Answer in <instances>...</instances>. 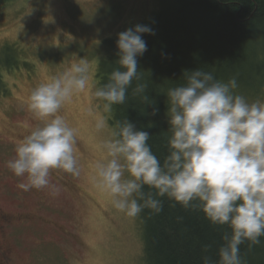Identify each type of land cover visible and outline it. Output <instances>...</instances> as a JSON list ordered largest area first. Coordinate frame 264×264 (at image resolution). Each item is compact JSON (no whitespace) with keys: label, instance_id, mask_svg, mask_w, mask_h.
<instances>
[{"label":"clouds","instance_id":"clouds-1","mask_svg":"<svg viewBox=\"0 0 264 264\" xmlns=\"http://www.w3.org/2000/svg\"><path fill=\"white\" fill-rule=\"evenodd\" d=\"M143 34L155 32L137 24L117 34L118 67L103 84L91 81V65L80 58L34 87L26 107L36 124L16 144L6 167L22 178L17 187L24 192L58 194L54 170L79 178L77 129L61 112L87 90L96 102L89 114L101 113L93 131L103 153L91 166L90 181L112 208L129 218L145 209L157 215L166 197L172 207L201 211L210 224L230 229L222 233L215 264H246L240 246L252 248L264 237V101L235 94V77L223 82L210 71H185V83L166 93L168 154L161 161L148 143V131L137 130L126 118L108 123L114 106L127 103L130 90L141 103L154 104L138 70V57L147 51ZM158 111L153 108L151 115ZM202 260L213 264L208 256Z\"/></svg>","mask_w":264,"mask_h":264},{"label":"rangeland","instance_id":"rangeland-1","mask_svg":"<svg viewBox=\"0 0 264 264\" xmlns=\"http://www.w3.org/2000/svg\"><path fill=\"white\" fill-rule=\"evenodd\" d=\"M171 3L10 0L0 5V68L16 63L17 56L23 60L18 69L1 70L0 264H148L138 217L117 212L90 181L91 166L103 153L100 136L93 131L94 119L101 113L89 114L96 103L89 91L61 112L77 129L79 178L54 170L51 179L58 194L48 189L24 192L17 187L22 178L6 162L36 124L26 107L34 87L80 58L91 65V81L103 84L102 77L95 76L97 60L107 52L111 37L117 39L118 33L137 24L152 25ZM243 96L249 102L264 101L263 90Z\"/></svg>","mask_w":264,"mask_h":264},{"label":"trees","instance_id":"trees-1","mask_svg":"<svg viewBox=\"0 0 264 264\" xmlns=\"http://www.w3.org/2000/svg\"><path fill=\"white\" fill-rule=\"evenodd\" d=\"M8 1L0 0V5ZM171 2L150 25L155 34H143L147 51L138 57V70L148 84L146 94L154 104L141 103L131 96L130 90L127 103L114 106L109 116L111 124L126 118L137 130L148 131L151 135L148 143L161 161L168 154L166 93L169 88L185 83V71H210L223 82L235 77L238 83L235 94L264 91V0ZM116 41L111 37L107 52L97 60L95 76L98 80L102 77L103 83L118 67ZM17 57L16 63L0 68V81L2 69L12 70L21 65L23 60ZM153 108L159 110L155 116L151 115ZM161 199L164 203L161 213L151 215L145 209L138 217L148 264H203L204 256L215 264L223 244L222 233L230 229L210 224L201 211L185 210L179 204L172 207V201ZM261 240L260 245L252 248L247 243L240 246L246 264H264V237Z\"/></svg>","mask_w":264,"mask_h":264}]
</instances>
